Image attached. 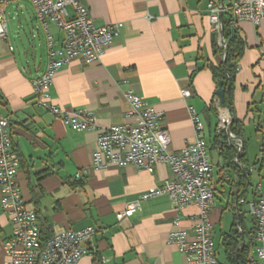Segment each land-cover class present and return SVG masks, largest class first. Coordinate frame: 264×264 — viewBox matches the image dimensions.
<instances>
[{
    "label": "crops",
    "instance_id": "crops-1",
    "mask_svg": "<svg viewBox=\"0 0 264 264\" xmlns=\"http://www.w3.org/2000/svg\"><path fill=\"white\" fill-rule=\"evenodd\" d=\"M81 2L96 25L121 22L123 26L98 61L65 63L51 81L48 98L66 111L79 107L93 111L94 129L72 130L37 104L31 81L45 68L46 43L42 56L33 48L16 49L8 41V29L7 39L0 40V112L12 121V147L19 159L16 180L36 212L41 236L92 226L95 234L86 243L89 252L76 264H186L183 254L168 241V233L175 229L172 221L178 216V227L192 238L195 204L177 213L174 201L164 194L141 200L138 211L122 214L126 204L172 178L168 164L159 162L152 172L133 165H91L100 131L137 121L135 115H127L131 105L124 94L132 92L163 112L169 152H178L195 140L187 109L194 107L203 122L201 137L212 164L216 159L209 213L216 259L219 264H231L223 234L234 224L248 247V264H264L254 256V225L247 205L264 196V21L253 25L243 19L233 25L245 41L232 90V116L241 122L242 130L240 136L233 134L236 141L228 139L231 146L240 148L239 154L243 152V163L237 165L249 174L240 195L235 187L238 174L219 155L216 83L207 64L217 65L221 56L208 18L209 0ZM13 8L17 11L19 6ZM30 20H36L33 12ZM184 88L192 92L189 98L182 97ZM77 172L79 178H75ZM11 233L9 218L0 207V264L7 261L2 245Z\"/></svg>",
    "mask_w": 264,
    "mask_h": 264
},
{
    "label": "built area",
    "instance_id": "built-area-1",
    "mask_svg": "<svg viewBox=\"0 0 264 264\" xmlns=\"http://www.w3.org/2000/svg\"><path fill=\"white\" fill-rule=\"evenodd\" d=\"M14 0H0V40L7 39L5 7ZM34 18L45 31L46 63L42 73L31 82L32 92L39 106L59 116L67 126L75 131L94 129L96 115L87 108L66 111L49 102L48 91L55 74L71 59L83 63H94L121 31L123 23L113 22L96 25L81 0H28ZM208 18L217 34L219 48L225 49L226 40L222 35V14L229 12L233 24L247 20L253 25L264 21V0H228L222 3L209 0ZM53 26L59 36L55 35ZM224 55H222L223 59ZM182 97L189 98V88L181 89ZM125 98L131 105L127 115H135L134 125L118 124L109 126L97 134L95 151L91 154L94 168L109 165H133L152 172L159 162L168 164L172 178L147 192L129 204L122 212L132 214L140 209V201L160 195H168L175 205V211L195 204L196 219L190 225L192 238L188 231L178 227L179 217L175 216L172 225L175 229L168 233V241L175 245L185 258L186 264H219L214 250L212 223L209 213L214 198L212 186L213 164L208 146L201 137L203 122L192 105L188 106L195 140L178 152H169V136L163 128V112L135 93L126 92ZM217 111L216 134L225 131L230 141L236 137L229 131L232 120L230 112L221 106L219 97L215 99ZM9 116L0 112V207L7 214L12 233L3 241V251L7 256L5 264H76L89 251L86 243L95 234L92 226L84 229H64L47 238H41L37 215L23 197L16 176L19 159L11 141ZM238 148V147H237ZM80 173L75 174L79 178ZM240 202L244 203L243 199ZM248 213L254 225V252L258 260H264V196L247 202ZM120 219V214H116ZM250 264H256L254 261Z\"/></svg>",
    "mask_w": 264,
    "mask_h": 264
},
{
    "label": "trees",
    "instance_id": "trees-1",
    "mask_svg": "<svg viewBox=\"0 0 264 264\" xmlns=\"http://www.w3.org/2000/svg\"><path fill=\"white\" fill-rule=\"evenodd\" d=\"M221 21L222 35L226 40L227 48L221 49L218 45H216L215 50L220 53L221 57L222 55H224V57L223 59L221 58V61H219L217 65L208 63L207 66L211 71L215 83L217 84V81L222 82L224 107L230 112L232 116V90L236 72V63L243 54L245 41L233 26L234 24L229 12L222 14ZM216 96L217 95H215V97ZM241 130V122L232 116L229 131L235 136H240ZM220 139L219 155L225 161L227 167L232 168L238 174V180L235 182L236 194L242 195L244 193L245 187H247L249 179V174H245V172H243L237 165L243 163V152H241L237 157L238 150L234 146L230 145L227 132H221ZM236 229V226L233 224L228 232L223 234V245L225 247L227 259L231 264H248V261L245 257L248 247L242 243L243 235L238 234ZM41 238L46 237L41 236ZM236 250L237 252H235Z\"/></svg>",
    "mask_w": 264,
    "mask_h": 264
},
{
    "label": "rangeland",
    "instance_id": "rangeland-1",
    "mask_svg": "<svg viewBox=\"0 0 264 264\" xmlns=\"http://www.w3.org/2000/svg\"><path fill=\"white\" fill-rule=\"evenodd\" d=\"M15 5L19 6L17 11L13 8ZM32 12L33 9L28 0H14L6 5L5 20L8 29V41L19 51L33 48L35 52L38 51L43 56L45 52V31L39 21L30 20ZM52 30H54L53 27ZM237 150L239 152L240 148H237ZM215 160L213 164H215Z\"/></svg>",
    "mask_w": 264,
    "mask_h": 264
},
{
    "label": "water",
    "instance_id": "water-1",
    "mask_svg": "<svg viewBox=\"0 0 264 264\" xmlns=\"http://www.w3.org/2000/svg\"><path fill=\"white\" fill-rule=\"evenodd\" d=\"M216 89L214 91L215 95H217L219 97V100H220V103H221V106L224 107V102H223V89H222V82L221 81H217V84H216ZM239 156V152L237 154V157ZM243 170V169H242ZM243 172H245L243 170ZM246 173V172H245Z\"/></svg>",
    "mask_w": 264,
    "mask_h": 264
}]
</instances>
